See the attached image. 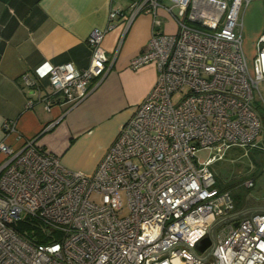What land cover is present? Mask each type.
I'll return each instance as SVG.
<instances>
[{
	"label": "built area",
	"instance_id": "obj_1",
	"mask_svg": "<svg viewBox=\"0 0 264 264\" xmlns=\"http://www.w3.org/2000/svg\"><path fill=\"white\" fill-rule=\"evenodd\" d=\"M129 1V12L111 8L107 27L90 32L89 66H52L51 93L39 100L46 110L52 95L72 105L82 100L109 68L105 33L140 13L152 17L151 37L129 67L155 65L156 81L90 173L66 168L34 138L17 148L0 141V264H264V212L252 214L255 226L249 215L226 223L205 261L181 247L150 256L176 241L203 256L209 247L198 252L196 243L234 212L230 189L216 186L209 165L232 146H257L261 131L255 94L262 98L264 31L250 63L241 32L252 0ZM158 8L174 20V33L161 29ZM202 148L216 154L201 162ZM118 190L126 193V216L111 204Z\"/></svg>",
	"mask_w": 264,
	"mask_h": 264
},
{
	"label": "crops",
	"instance_id": "obj_2",
	"mask_svg": "<svg viewBox=\"0 0 264 264\" xmlns=\"http://www.w3.org/2000/svg\"><path fill=\"white\" fill-rule=\"evenodd\" d=\"M129 2L0 0V141L17 148L34 138L42 148L58 155L66 168L84 173L94 170L121 125L156 81L155 65L129 67L151 37L152 17L140 13L128 26L122 17L114 21L102 42L109 68L92 81L82 100L72 105L60 94L52 95V107L46 110L39 99L51 93L52 66L67 62L78 69L89 66L90 32L107 27L111 8L129 12ZM249 8L250 4L242 11V24ZM157 17L164 32L176 31L174 20L163 8L157 9ZM24 75L32 86L25 85ZM29 99L34 101L30 106ZM5 122L13 129L5 130ZM262 205L264 199L249 198L233 213Z\"/></svg>",
	"mask_w": 264,
	"mask_h": 264
},
{
	"label": "rangeland",
	"instance_id": "obj_3",
	"mask_svg": "<svg viewBox=\"0 0 264 264\" xmlns=\"http://www.w3.org/2000/svg\"><path fill=\"white\" fill-rule=\"evenodd\" d=\"M250 5L252 8H249L244 15L241 26L242 46L249 63L255 54V40L259 33L264 31L262 30L264 29V0H252ZM257 26L259 29L256 28ZM259 91L262 98L257 92L255 98L262 118V127L254 140L257 146L244 148L232 146L221 155V158L214 160L209 165L216 178V186L221 189H230L233 195L234 210L239 207V204L240 206L246 204L249 198L264 199V84L259 85ZM214 154H216L214 149L202 148L196 153V156L199 161L205 162L208 157ZM249 179L253 180V186L250 188L244 184ZM91 197L96 203L101 202V195L95 194ZM111 204L119 216L128 214L124 190H118L112 195ZM225 225L216 228V238Z\"/></svg>",
	"mask_w": 264,
	"mask_h": 264
},
{
	"label": "water",
	"instance_id": "obj_4",
	"mask_svg": "<svg viewBox=\"0 0 264 264\" xmlns=\"http://www.w3.org/2000/svg\"><path fill=\"white\" fill-rule=\"evenodd\" d=\"M256 212H264V205L258 206V207H246L245 209H242L239 212L229 214V215H226L224 217H220V218L216 219L210 225V228L208 229V234L204 238H202L200 241H198L195 245V249L198 252H204L209 247V249L207 250V252L203 256H197L189 245H187L185 242H180V241H176L175 243L171 244L170 246L166 247L165 249H163L159 252L151 253L150 256L157 255L163 251H168V255H170V249H175L176 247H181V248H186L195 258H198L200 260L205 261L207 256L209 254H212L211 251L214 249V247L216 245L215 230L218 226L226 224V223H231V222L233 225H236L237 220L240 217L245 216V215H249V218H250L253 226H255L253 221H252L251 216L253 213H256ZM214 258H215V256H214Z\"/></svg>",
	"mask_w": 264,
	"mask_h": 264
}]
</instances>
